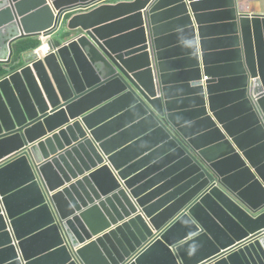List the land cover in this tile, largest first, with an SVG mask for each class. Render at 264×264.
<instances>
[{"label":"water","instance_id":"obj_1","mask_svg":"<svg viewBox=\"0 0 264 264\" xmlns=\"http://www.w3.org/2000/svg\"><path fill=\"white\" fill-rule=\"evenodd\" d=\"M241 1L0 0V264H264V14Z\"/></svg>","mask_w":264,"mask_h":264},{"label":"crops","instance_id":"obj_2","mask_svg":"<svg viewBox=\"0 0 264 264\" xmlns=\"http://www.w3.org/2000/svg\"><path fill=\"white\" fill-rule=\"evenodd\" d=\"M241 2H242L244 11L264 14V0H242ZM168 18H172V19L167 22L166 21L164 22V24H166L169 27L165 34L167 36L180 35L175 38V40L171 43V46L178 47V46L188 45L192 41V38L186 35H181V33L184 31L183 28L185 27V25L182 23L175 22L176 19H173L175 18V16H169ZM215 21H219V20H211V19L206 20L207 24H211V22H215ZM199 39H200V36H199ZM190 53L191 52L189 48H187L183 54H180L179 56L175 55L173 58L178 59L179 57L188 56L190 55ZM177 83L183 84V83H186V80H179ZM184 96H185L184 94L174 95V97H177V98L184 97Z\"/></svg>","mask_w":264,"mask_h":264},{"label":"trees","instance_id":"obj_3","mask_svg":"<svg viewBox=\"0 0 264 264\" xmlns=\"http://www.w3.org/2000/svg\"><path fill=\"white\" fill-rule=\"evenodd\" d=\"M42 46V41L37 39H28L20 43V50L28 52L30 50H36ZM0 72L2 73V67L0 66ZM4 72V71H3Z\"/></svg>","mask_w":264,"mask_h":264},{"label":"built area","instance_id":"obj_4","mask_svg":"<svg viewBox=\"0 0 264 264\" xmlns=\"http://www.w3.org/2000/svg\"><path fill=\"white\" fill-rule=\"evenodd\" d=\"M49 41H50L49 39L44 38V39H43L42 46L37 50L38 53H39L41 56H45V55H48V54H50V53L53 52V50H52V48H51V46H50V44H49ZM46 46L50 49L49 53H48V54L41 53L42 49H43L44 47H46Z\"/></svg>","mask_w":264,"mask_h":264},{"label":"bare ground","instance_id":"obj_5","mask_svg":"<svg viewBox=\"0 0 264 264\" xmlns=\"http://www.w3.org/2000/svg\"><path fill=\"white\" fill-rule=\"evenodd\" d=\"M47 47V46H46ZM44 47L43 49H42V51H41V53H44V54H48L49 53V51H50V49L47 47Z\"/></svg>","mask_w":264,"mask_h":264},{"label":"rangeland","instance_id":"obj_6","mask_svg":"<svg viewBox=\"0 0 264 264\" xmlns=\"http://www.w3.org/2000/svg\"><path fill=\"white\" fill-rule=\"evenodd\" d=\"M47 48V47H46Z\"/></svg>","mask_w":264,"mask_h":264}]
</instances>
